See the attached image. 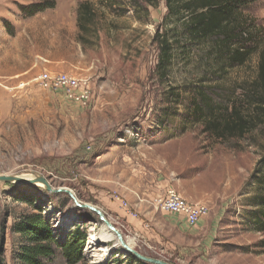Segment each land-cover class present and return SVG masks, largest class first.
Masks as SVG:
<instances>
[{"label":"rangeland","instance_id":"374dc122","mask_svg":"<svg viewBox=\"0 0 264 264\" xmlns=\"http://www.w3.org/2000/svg\"><path fill=\"white\" fill-rule=\"evenodd\" d=\"M41 1L0 0V175H41L55 189L72 190L82 203L100 208L145 256L170 264H264V252L255 246L263 234L243 216L227 212L262 155L264 125L245 140L214 141L203 133L202 122L187 115V101L162 123L168 86L184 90L201 78L222 76L211 86L231 89L253 76L258 53L246 67L215 76L208 71L216 59V53L208 57L209 45L186 58L179 51L163 84L155 75L158 48L152 38L167 13L165 0L149 8L147 19L129 0H90L96 18L88 32L78 25L84 0H56L54 9L24 17L20 5ZM244 16L264 26V0ZM45 72L85 81L87 104L45 87L38 79ZM221 97V106L232 98L229 93ZM168 188L206 204L207 221L183 226L177 214L157 208L155 198ZM17 196L34 197L60 239L76 226L87 230L88 263L123 262L126 255L114 242L90 245L102 222L88 209L74 208L68 195L42 184L0 182V208L11 214L6 219L8 264H15L21 243L12 224L35 210ZM139 196L150 200L136 213L128 201L134 206L135 200L142 202ZM129 216L144 221L143 229L133 230ZM53 264L65 263L58 255Z\"/></svg>","mask_w":264,"mask_h":264},{"label":"trees","instance_id":"16d2710c","mask_svg":"<svg viewBox=\"0 0 264 264\" xmlns=\"http://www.w3.org/2000/svg\"><path fill=\"white\" fill-rule=\"evenodd\" d=\"M159 1L129 0L134 11L146 19L150 14L149 8L157 7ZM257 1L165 0L167 13L152 38L158 48L155 75L163 84L170 79L179 51L186 58L194 49L209 45L208 57L216 53V59L211 63L213 66L208 69L214 75L218 71L223 73L224 69L246 67L255 53H258V61L253 76L237 81L231 89L221 84L211 86V82H219L222 78L216 75L211 80L201 78L184 90L179 86H168L165 97L168 106L162 112V123L168 121L172 111L176 112L175 108L187 101V110L190 111L187 115L202 122L203 133L214 141L245 140L264 125V26L259 25L256 18L244 16V11ZM56 5V0H43L20 5V10L24 17H32L54 9ZM93 6L90 0L79 4L78 25L82 32L90 31L96 18ZM227 93L232 98L221 106V96ZM166 126L160 125V129ZM18 198L33 205L35 210L16 218L11 226L12 232L21 237L14 253L15 264H53L58 255L65 264H90L84 259L89 238L87 230L76 226L60 239L44 210L35 204L34 197ZM230 211L239 219L243 216L248 223L251 222V229L263 234L255 246L264 252V143L262 155L228 208L227 212ZM10 216L0 208V264H8L5 257L6 219ZM122 261L115 264H152L133 255H126Z\"/></svg>","mask_w":264,"mask_h":264},{"label":"built area","instance_id":"2783aa9c","mask_svg":"<svg viewBox=\"0 0 264 264\" xmlns=\"http://www.w3.org/2000/svg\"><path fill=\"white\" fill-rule=\"evenodd\" d=\"M38 79L45 87L64 90L68 97L81 104H87L90 98V89L86 85V82L68 74H50L45 72ZM154 204L163 212L184 216L188 224L193 227L198 225L209 214V208L206 204L202 202H191L174 188H169L164 194L157 196ZM123 206L125 208L128 207L126 201H123ZM128 211L132 212L133 216L136 215L131 209H128Z\"/></svg>","mask_w":264,"mask_h":264},{"label":"water","instance_id":"95a60500","mask_svg":"<svg viewBox=\"0 0 264 264\" xmlns=\"http://www.w3.org/2000/svg\"><path fill=\"white\" fill-rule=\"evenodd\" d=\"M0 182L20 183L23 185H27V184L35 185L37 182H40L45 186L46 190L49 192L66 194L72 199L74 208L88 209L89 211L93 212L94 214L98 216L101 222H104L106 226L116 234L119 240L120 246H122V249L126 252L125 255H133L134 257H136L137 259L141 261L149 262L152 264H170L167 261L143 255L141 252H139L134 247H132L124 239L123 234L114 226V224L110 220H108V218L105 216L104 212L100 208L90 203H82L76 197L75 193L66 187H59L57 189L53 188L44 176L40 175V176H36L33 179H30L22 175H0Z\"/></svg>","mask_w":264,"mask_h":264},{"label":"crops","instance_id":"0c3cea01","mask_svg":"<svg viewBox=\"0 0 264 264\" xmlns=\"http://www.w3.org/2000/svg\"><path fill=\"white\" fill-rule=\"evenodd\" d=\"M169 189V188H168ZM167 190V189H166ZM166 190H164V192H163V194L166 192ZM182 195V194H181ZM183 195H185V197L187 196V198L189 197V198H192V196L190 195V194H188V193H183ZM182 195V196H183ZM184 197V196H183ZM139 198H140V200L142 201V202H136V200H135V203H134V206L128 201V203L130 204V206L132 207V210L134 211V212H138L137 210H136V208L137 207H139L140 209L141 208H144V207H146V202L147 203H149L148 201L150 200V199H146V198H141L140 196H139ZM186 198V199H187ZM146 201V202H145ZM148 205V204H147ZM123 213V212H122ZM123 214H125V213H123ZM126 215H127V213H126ZM174 215H176V214H174ZM177 216V220L179 221V224H181V225H183V226H187V224L186 223H188L187 222V220L185 219V217L184 216H179V215H176ZM129 221H130V223L132 224V228H133V230H135V231H139V229H143V225H142V223H144V221H142V220H140L139 218H134V217H132V216H129V219H128ZM203 220V221H202ZM201 221L204 223V222H206L207 220L205 219V218H203ZM200 221V222H201ZM199 222V223H200Z\"/></svg>","mask_w":264,"mask_h":264},{"label":"bare ground","instance_id":"6f19581e","mask_svg":"<svg viewBox=\"0 0 264 264\" xmlns=\"http://www.w3.org/2000/svg\"><path fill=\"white\" fill-rule=\"evenodd\" d=\"M24 177H27V178H30V179H33L31 178L29 175H22ZM33 177L35 178L36 176L33 175ZM39 184H42L40 182H37L35 185H39ZM43 185V184H42ZM178 215V214H177ZM182 216V215H181ZM94 242L99 243V242H103V243H108V242H114V245L116 246L115 248H117L116 250H119L120 252L122 253H126L123 249H122V246H120V243H119V240L116 236V234L111 231L104 222H102V230H101V233L98 235V236H95L91 242H90V245H93ZM132 247H133V244L131 241L128 242ZM93 247V246H92ZM115 248H112V249H115Z\"/></svg>","mask_w":264,"mask_h":264}]
</instances>
